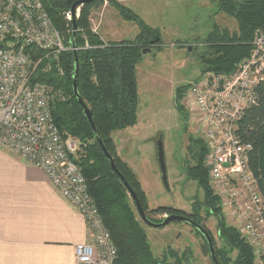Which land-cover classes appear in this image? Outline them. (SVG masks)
Listing matches in <instances>:
<instances>
[{"label": "built area", "instance_id": "1", "mask_svg": "<svg viewBox=\"0 0 264 264\" xmlns=\"http://www.w3.org/2000/svg\"><path fill=\"white\" fill-rule=\"evenodd\" d=\"M64 18L71 22L70 9ZM251 43L249 54L230 71L201 72L189 84L184 105L194 118L193 133L206 145L204 163L221 213L230 215L231 224L250 245L253 264H264V197L249 168L252 145L236 133L244 110L259 101L264 27L255 31ZM88 47L84 36L81 48ZM33 49L39 56H33ZM72 50L42 0H0V145L41 169L58 194L82 215L91 241L74 245L72 264H113L116 246L81 168L72 160L78 140L61 133L55 124L53 88L40 80L52 69L62 74L59 56Z\"/></svg>", "mask_w": 264, "mask_h": 264}, {"label": "trees", "instance_id": "2", "mask_svg": "<svg viewBox=\"0 0 264 264\" xmlns=\"http://www.w3.org/2000/svg\"><path fill=\"white\" fill-rule=\"evenodd\" d=\"M46 11L56 28L64 36L66 45L70 44L71 22L65 21L64 12L77 0H42ZM103 0H92L80 4L77 19L76 48L78 56V92L91 113L94 125L104 145L111 154L119 171L135 191L147 217L159 222L163 217L152 219L151 213L184 214L199 223L200 206L195 205L193 212L186 214L170 207H160L148 211L145 195L133 171L115 153L111 134L115 130L132 126L137 121L138 84L136 67L142 58V49L160 35L155 27L146 24L137 14L116 0H109L126 20L135 22L139 28L132 40L104 41L92 31L88 21L92 6ZM221 9L232 14L238 22V30H214L207 36L210 54L205 68L201 71H230L252 48V39L257 29L264 27V0H220ZM68 29V30H67ZM65 33V34H64ZM84 36L89 47L81 48ZM33 56H39L32 50ZM63 73L55 69L40 75V80L48 83L54 92L51 102L54 122L64 135H72L78 140V147L72 160L81 168L106 227L109 229L116 246L117 254L113 264H166L162 257L151 249L143 224L135 209L128 191L119 177L112 171L109 162L95 140L83 107L73 94L71 77L74 69L73 52H63L59 56ZM180 89L176 90L179 97ZM180 114L182 106H178ZM236 133L244 143H250L249 168L252 171L258 191L264 197V81L259 85V101L246 108L237 122ZM190 139L189 154L194 160L186 167L187 175L196 181L203 191V205L206 214L220 217V201L209 185L208 170L204 163L206 145L200 138ZM219 234L229 246V257L225 252L215 250L219 264H253L250 245L237 229L227 225L222 218L218 221ZM196 231V230H195ZM208 231V230H207ZM199 233L198 231H196ZM210 234V232L208 231ZM203 238V236L199 233ZM211 236V234H210ZM212 238V236H211ZM204 240V238H203ZM212 242L213 238H212ZM204 243H207L204 240ZM214 246V245H213ZM209 252V251H208Z\"/></svg>", "mask_w": 264, "mask_h": 264}, {"label": "rangeland", "instance_id": "3", "mask_svg": "<svg viewBox=\"0 0 264 264\" xmlns=\"http://www.w3.org/2000/svg\"><path fill=\"white\" fill-rule=\"evenodd\" d=\"M116 1L132 10L146 24L156 26L160 35L158 43L147 46L150 52L142 55L136 67L137 121L127 126L131 135L117 136L120 150L133 159L132 166L143 182L139 183L148 211L164 206L189 214L195 205L200 206L199 223L210 232L214 252H225L231 258L234 253L229 252L230 247L221 238L218 221L222 218L231 226L234 221L230 215L228 218L224 214L220 217L206 214L203 191L186 173V167L194 161L189 154V138L196 139L198 136L193 133L194 118L184 102L189 84L200 77L205 68L203 59L212 51L208 47L207 36L214 30L234 33L238 30V22L232 14L220 8V0ZM87 19L92 31L100 38L133 39L136 29L137 33L139 31L137 24L126 20L109 0L92 6ZM103 19H109V27L114 26L113 19H123L130 24L118 27L116 34V27L103 30ZM66 34L70 36L69 31ZM177 89H180L179 97L176 96ZM179 105L184 109L182 114ZM159 135L164 148L168 187L162 181L156 156ZM135 148L139 151L138 155L134 153ZM116 151L115 146L119 157ZM165 215L150 214L154 220ZM143 226L153 253L162 257L166 264H213L203 238L185 221H173L161 227Z\"/></svg>", "mask_w": 264, "mask_h": 264}, {"label": "crops", "instance_id": "4", "mask_svg": "<svg viewBox=\"0 0 264 264\" xmlns=\"http://www.w3.org/2000/svg\"><path fill=\"white\" fill-rule=\"evenodd\" d=\"M120 20L113 19L114 26L109 27V19H103V30L116 27L117 34L118 27L130 24ZM127 130H115L111 137L119 158L143 183L132 166L133 159L123 155L116 140L131 135ZM134 153L139 151L135 148ZM90 241L82 215L58 194L44 172L0 145V264H72L74 245Z\"/></svg>", "mask_w": 264, "mask_h": 264}, {"label": "water", "instance_id": "5", "mask_svg": "<svg viewBox=\"0 0 264 264\" xmlns=\"http://www.w3.org/2000/svg\"><path fill=\"white\" fill-rule=\"evenodd\" d=\"M87 1H92V0H77L70 7V11L72 13V20H71L72 33H71V37H70V44H71V47L73 48L72 52H73V62H74V69H73V73H72V77H71V84H72L73 94L77 98L78 103L80 105H82V107H83V113L87 117V119H88V121L90 123V127L92 129L93 134H94L95 140L97 141V143H98L99 147L101 148L103 154L107 158L112 171L119 177V179L122 181L123 185L127 189L128 194L131 197V199H132V201H133V203L135 205V209H136L140 219L146 225L153 226V227L165 226V225H167V224H169V223H171L173 221H185L194 230L198 231L203 236L204 240L207 243V247H208V251H209V255H210L212 263L213 264H219L218 259L216 258V255H215V252H214L212 238H211L210 234L208 233V231L200 223L194 221L193 219H191L190 217H188V216H186L184 214H175V213H173V214H170V215H166L159 222L152 221L151 219H149L147 217L146 213L144 212V210L142 208V205L139 202V199H138L135 191L130 186L128 181L125 179V177L122 175V173L119 171V169H118L116 163L114 162L111 154L109 153V151L106 148V146L104 145L101 137L99 136V133H98V131H97L95 125H94V122L92 120L90 110L85 105V103L83 102V100H82V98H81V96L79 95V92H78V67H79V65H78V56H77V49H76L77 18L75 16V9L80 4H82L84 2H87ZM158 39H159V37H156L155 39H153L150 42V45L156 44ZM150 50H151L150 47H145V48L142 49V54L148 53V52H150ZM156 156H157V161H158V164H159V167H160V171H161L162 181H163L164 185L166 187H168L165 156H164V148H163L161 135H159L158 139L156 140Z\"/></svg>", "mask_w": 264, "mask_h": 264}, {"label": "bare ground", "instance_id": "6", "mask_svg": "<svg viewBox=\"0 0 264 264\" xmlns=\"http://www.w3.org/2000/svg\"><path fill=\"white\" fill-rule=\"evenodd\" d=\"M253 255V254H252Z\"/></svg>", "mask_w": 264, "mask_h": 264}]
</instances>
